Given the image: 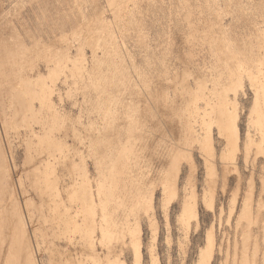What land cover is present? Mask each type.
I'll return each mask as SVG.
<instances>
[{"label": "rangeland", "instance_id": "obj_1", "mask_svg": "<svg viewBox=\"0 0 264 264\" xmlns=\"http://www.w3.org/2000/svg\"><path fill=\"white\" fill-rule=\"evenodd\" d=\"M33 1L34 0H31L30 3H32ZM35 1L32 4L29 3V0L28 2L24 1L26 3H29V5L26 3L23 5L22 3L24 2H14L11 4V6H7L6 10L8 16L6 15V18L8 20L12 18L10 22H12L11 24H13V26L10 23H6L7 20H2L0 22V29L2 28L0 30V37H2L3 39H0V50L2 51H0V53H3L4 55H0V59H2L0 61V69L2 70L5 68L4 70L7 73L10 71L8 74L4 71L3 77H5V79L6 76L7 79H9V75H11V78H13L9 80H3V78H1L2 76L0 77L3 80L0 83V92H3L2 96L0 93V109L1 106L2 109H4L1 114V117L3 118V127L1 126L2 129H0V133L2 132L1 140H3L2 143H5L4 148L6 149V151H8L9 147L10 152H8L10 153V160L12 161V163L10 162L9 165L13 166V170H16V179L20 177V183H18L17 181L19 186L17 187V183L15 181L14 188L16 187L15 191L17 197L20 194L19 198H17L18 201L22 198L21 204H19L21 210L26 211L30 207V209L28 210L31 212L27 210L28 212L26 211V214L30 216V223L33 220L32 224L37 225L36 226L30 224L32 227L29 226V228L31 229L29 236L31 239H33L31 240L33 242L31 243V246L32 244L34 246L38 245L37 247H41L40 249L43 250L41 252V250L39 249L40 253L44 254H40V261L44 262H42V264H55L59 262L66 264H79V259L81 258L83 247L86 244L85 240H80L81 236L79 233L71 232L62 234L59 226L54 227L49 222V214H51V212L47 210L46 212L44 211L46 213L45 214L43 210L41 211V209L44 208L45 210L46 207L43 206L40 209V207L38 206L41 199H48L45 194L46 190L48 192V190L51 189L50 191L55 194V186H49V184L43 185L44 183L40 182L42 184V191H44L42 194H40V192H38L36 190V187L34 186L35 180L27 176L29 165H26L25 162L26 145L31 140L34 141V138L36 136H39V134L41 136L44 133V128H41L43 127V123H40L42 119H46L47 121L44 120L45 122H48L49 125H53V128L51 129L52 131H50V139L52 140L53 137V139L57 138L56 141H54L57 142L58 140V143L61 144L60 146L63 150L62 151L57 145L58 149L56 148V150H54V154L51 153L48 154V156L45 154V156L43 155V159L45 157L44 160H48L53 165L59 168L57 172L60 178H57L55 182L59 181L60 184L61 182H68V175H70L69 173H71L73 170L74 173L72 172L71 174L73 178H76L75 180L79 181L81 183L80 185H82V182H84V185H82V187L84 186L85 188H87L90 193V204L97 214L95 215V221H98L99 217V221L95 222L98 223V228L95 233V235L97 234V236H95L96 244L98 245L99 243H105L102 245H105L107 247L108 245L110 246V249L109 247H106L107 249L105 250V252H103L102 258L100 259L101 264H137V262L133 261L135 258V255L133 254V247H136V244L134 241L130 242V240H133V234L132 232H130V230L132 229L130 227V222L133 223L134 228L137 227L136 222L138 223L139 217L141 221L138 224L143 228L144 232V258L142 264H264V142H260L262 137L260 132L261 130L259 131L258 128H254L256 125H254L255 122L254 120H252L254 116L251 115L252 119H250L251 116L249 117L248 115L251 114V107H253L254 103L253 99L251 102L249 101V98H252L251 88L254 87V85H250L247 74H243L241 80L236 83V85H233L238 90L237 94L239 98L242 89L243 91L245 90V92H247L248 96L247 102H244V100L241 102V104L244 105L245 113L241 114V117L239 119L240 122H237L240 123L238 127V141L240 150L233 151V149L231 148L232 146L229 148V146L231 145L230 142L232 134H229V136L225 137L224 135L219 134L216 130V127L214 126V129L211 132V134L213 135V155L211 151H206L204 149V146L202 149L201 144L199 145V143L197 142L194 143V146H196L197 149L194 154V164L196 167L193 164V166L191 165L192 167L189 164L187 167L190 166V169L195 167L194 169L196 170V172L194 171L193 173V169L190 174V171L186 170V176L184 175V178L186 177L185 179L188 180H183L184 182L182 181L183 185L180 186L179 197H176L175 195L172 196L173 194H170L172 192L169 189H166L168 190H165L166 192L164 191V195L160 194L161 187L158 181L160 173L157 174V168L160 163L159 160H161L162 158L161 151L163 148L161 147L162 144L160 143L161 138L158 137V135L160 136L162 134V136L164 137H168L170 135V125L168 121L172 118L170 119V117H167V119L166 117L157 115V112H155V109L152 106L156 99L161 100V102H165L167 100L165 103L169 102V100L173 101V103L175 102L176 98L173 97L177 96L178 93H180L179 91L181 90L179 87L180 85L177 86V84L181 83V85H184V83H182L183 81H180L181 79H178V81L176 79V84L174 77L177 76L176 78H179V75L181 74L187 79V86L191 91L197 90L198 88L195 79H202L203 81L206 79L204 81L206 83V86L211 87L212 79L218 80L226 78L224 77L223 73L226 74L229 66H227V63L225 64V62H223L224 60H222V62L219 61V57H221V55L224 56L226 53L229 54V52H231L230 54H233V52L235 54H240V57L241 55L244 56L243 53H246L245 55H247L248 53H259L260 55H263L264 0H126V3L124 2V0H122L123 2L120 0V3H117L119 0H115L116 2L114 0H45L43 2L42 0L41 3H43L41 5V8V3L39 2V4H36L37 2L35 3ZM75 2L76 4L74 5ZM107 2L109 4H106ZM25 5L30 9L28 8V10ZM31 5L33 6L31 7ZM35 5H37V7ZM125 5L126 7H124ZM34 6L35 9L33 8ZM42 6H44L45 8ZM76 6L78 8H76ZM95 7L97 8L95 9ZM76 10L78 11L75 12ZM75 13L76 15L77 13H80V15L78 14V16H82V19H80V17L78 16H75ZM51 15H53V17ZM60 15L61 17H64L61 18ZM113 15L116 17H114ZM70 16L73 18L70 19ZM75 17L79 21V23L75 19ZM53 18L56 20H54ZM115 18L116 20H114ZM82 20L85 21L86 24ZM92 21L93 23H91ZM5 24L7 27L5 26ZM50 24L53 28L54 26H56V30L55 28L52 29ZM97 26H100V29ZM58 27L60 30L58 29ZM71 29H73L74 31ZM94 29L96 31H99L100 33L94 31ZM194 30L196 33L194 32ZM14 31L16 33H14ZM63 31L67 32L64 33ZM222 32L223 34H220ZM57 33H63V35ZM96 33L97 35H95ZM195 34H197L196 39L194 38ZM61 37H64V40ZM4 39L8 40L5 41ZM1 40L4 43L7 42V47H11H6L7 50H11H9L8 52L6 50L7 53L5 54V46L1 44ZM14 40H17L19 42L17 43V41L15 42ZM32 40L33 42L35 40L36 41L33 43ZM81 42H83V44ZM8 43L10 44L9 46ZM89 43H91L93 46L95 44L94 48ZM16 44H19L18 46H20V48L17 47ZM1 45L4 46V49ZM83 45L84 47H81ZM79 47L81 48L79 49ZM28 48H31L32 50ZM77 49H79L81 53H79L80 51H78ZM19 50L25 51L20 52ZM73 50L76 51V53ZM188 51L190 53H187ZM39 52H44L43 55L45 58L42 57V54H40ZM75 54L77 56V59ZM27 56L28 59L26 58ZM2 57H4V59ZM222 63H224L226 66L224 64V67L223 65H220ZM5 65H8L9 67ZM76 68L78 70H76ZM219 69H221L222 72ZM218 72H221V74H219ZM173 80L175 83H173ZM10 81L14 83V86L17 85L19 89L22 88V90L20 89V92H22V94L24 92L23 98L26 100H24L26 102V106L31 103L30 106H34V109L36 111L37 109H41L40 114L37 115V118L40 117V121L38 120V123L34 121V111H31V109H28L27 107L26 108L29 110V112L28 110H26V114H23L25 115L24 117L22 116V114H17L18 117L14 114L12 107L13 105H11L9 96H7L9 94L8 92L10 85L12 87V84H8ZM26 81L32 82V86L30 87V89L29 86L31 85V83L28 84L26 83ZM171 82L173 83V85ZM262 86H258L260 91H262ZM167 87L169 88V90ZM171 87L176 88L178 91H172L173 89ZM156 88L161 89V92ZM31 91L34 92L33 94H35L36 97H34V99L30 96L32 101L30 100L31 102H28L29 100H27L26 98L29 99L30 97L25 93ZM155 92L159 93L156 95ZM163 92H167V95L169 94L168 96L171 99L167 97L168 99L163 98L164 101H162V99L159 98V95ZM173 92H177V94L174 93L176 95H173ZM231 92L232 91H229L230 96H232L233 93ZM152 95H155L154 98L157 96L159 99L157 97L156 99H154ZM161 96L162 94L160 95V97ZM177 98L178 99L176 100L178 101L175 102V106L176 109L178 106V112L179 109H183V105L180 101L181 98L178 96ZM101 102L102 104H100ZM157 102L158 101H156L155 103ZM147 103H149L148 105H150L149 107L152 110L151 111L149 108L150 112H148V114L143 113V107H146ZM168 104L169 103H167L166 107H168ZM158 105L160 106L162 105V103ZM260 105H262L261 109L262 113H264V103L260 101ZM32 112L34 115L32 114ZM151 112L157 115V117H155V115H152L153 113L151 114L152 116L149 115V113ZM179 112L181 113L182 110H180ZM232 114L234 113L232 112ZM158 117H163L165 120L163 121L164 123L160 122V120H163V118H160L158 121ZM231 118L234 119V115L231 116L230 119ZM113 120L117 123H115ZM129 120L133 121L130 122ZM134 120L136 121L135 123ZM152 120L155 122L157 120L158 124L155 125V122H152ZM250 121L253 124H250ZM5 123L7 124V127H4ZM131 123L134 124L132 125ZM136 123L138 124L135 125ZM161 124L162 126H160ZM124 125L133 127L130 128L132 129V132L134 130V134L136 132V134H141V136H143L141 138L143 141H137L138 145L136 147H141L138 149L135 148L137 157L135 156L136 158L134 160H129V162H131L130 164L133 163L136 169L134 171L133 165L128 167L127 164V167L119 166L117 168L118 170L116 169L111 171L109 168L108 157L114 152L116 153L118 150L119 153L129 152L127 147L124 146L126 145L125 141L126 139H128L129 135V131L125 130V127L123 129ZM134 125L137 129L134 127ZM157 125H159V127ZM251 125L254 126L252 127ZM196 128L197 134L200 135V137H203L204 131L200 128V126H196ZM106 129L109 130L107 131ZM256 129H258V131ZM30 131L33 134L32 136L29 135L31 134ZM4 135L7 136L5 137ZM246 136L250 139L252 138L253 141L258 143V145L260 144L261 147L256 146L257 144L254 142V144H252V147L250 145L249 149L247 148L248 150L244 149V144L246 143L244 139H246ZM3 137L7 138L5 139L6 142ZM106 139L107 141H105ZM228 142L230 143V145ZM107 143L108 145H105ZM254 145L256 146V148ZM104 146L105 148H107L106 150L104 149ZM159 148L160 150H158ZM59 149L60 151H58ZM11 150L13 152H11ZM56 151H58L59 153ZM34 154V150L31 149V155L34 156ZM12 155L14 156L12 157ZM98 160L101 163L106 164H102V166L100 163H98ZM66 162H68V164ZM211 163L214 165H212ZM43 165L44 164H42V167ZM213 166L215 169V173L213 172V174L211 175ZM69 169L71 171H69ZM132 169L133 171H129ZM137 170L139 171V173ZM109 171L110 173H108ZM114 171L119 174V176H121L125 184L129 182L131 183L136 177H138L136 178L137 180L135 179L136 182H139L142 178L141 175L145 177V175H147L148 173V177L150 178L154 174V182L156 183L158 181L156 185L159 186H156L158 202H162L160 205L159 203H157L155 217H153V219L155 218L154 221H156L157 219L156 226L159 225L157 227V229H159L157 230L158 234L155 236L156 238L153 235L154 230L150 228L151 225H148L150 223L147 222V219L150 220V222L152 220L150 219L151 211H147V209L144 210V208H134V206L131 205L135 200L131 202L130 200L132 199H128L129 196H132V193L130 192V188L126 187L127 184L126 186L120 185L118 189L116 188L117 191L120 190L119 193L116 192L115 188L114 190H112L114 184L112 182L110 183L111 176L108 175L107 177H105V175H111L112 173L116 175ZM102 172H105L104 175ZM133 172L134 174L133 176H131L130 174H132ZM192 174H194L193 177H191ZM65 176L67 179L65 178ZM79 176L83 181H81ZM130 177H132L131 180H129ZM107 178H109V180ZM103 182L106 183L104 184ZM102 184L105 186H103ZM121 186H123V189L120 188ZM106 188H108V190ZM109 190H111L112 193ZM128 190L130 193L128 192ZM124 191H127L125 192V195ZM104 192L105 194L106 192H108V195L111 197L103 194ZM182 194L183 196L187 194L186 196L188 198L186 196L183 197ZM248 195H250V197ZM189 196L192 197V199L190 200H193L192 202L194 203L193 204L190 201V204L194 205H191V207H196L197 219L195 218L194 220V218L192 217V219L188 218L190 220H187V217H189V215L185 214L183 215V217L186 216V220H184L185 218H183L182 222L181 219H179V214L181 212L179 211L181 210L179 209V199L180 197H183V200L185 198L189 199ZM109 198L112 200H110ZM186 199L185 201L189 202ZM103 201H105V203H103ZM36 202H38V205ZM129 202L131 203L129 204ZM23 203L26 204L24 205ZM135 203V206H138V201H136ZM35 205L37 206V208ZM127 205L129 206L127 207ZM130 207H132V209ZM114 208L117 211H114ZM192 209L190 208V211ZM110 210H113L114 214L111 213ZM194 211L195 210H192L191 212L193 213ZM47 212L50 213L48 214ZM127 212H129L130 215ZM123 213L125 214L123 215ZM164 213L168 218L164 217ZM119 214L123 216V219ZM47 215H49L48 218ZM115 215H119L120 217L117 216L114 220ZM105 217H107V219ZM118 217L120 218V220H123V224H121L122 220L121 222H119L120 220ZM176 217H178L181 222L177 220ZM82 218H79V222L82 221ZM125 219H127L126 222L124 221ZM100 221H102V223L104 222L103 225L106 222L107 225L105 224L103 227ZM127 221L130 222L127 224ZM167 221L169 223H167L169 226H165L167 225ZM177 221L180 222V224ZM184 222L186 224H188V222L190 223L191 226L188 225L189 230H187L185 224L184 227H186V230L182 226ZM154 223L155 222L151 223L153 224L152 228L155 227ZM195 223L198 225L196 229H194V225H196ZM108 225L110 226L108 227ZM180 225L182 227H180ZM52 226L53 228H51ZM127 226H129V230ZM166 228L168 230L170 229V232ZM167 231L171 235L168 234ZM108 232H111V235L109 234V236L112 237L110 240L111 242L108 241L110 237L106 236ZM112 232H115V234H117V236L120 238L124 233L126 242L125 240H123L124 243H121V241L115 243L114 241H117L119 238L116 235H113ZM151 233L153 234L150 235ZM245 235L249 237H246ZM114 236H116L117 239H113ZM151 236H153L152 238L156 240L154 241L152 238H150ZM151 239L153 241H151ZM71 241H73L74 243ZM108 242H110L112 245ZM132 244L135 245L132 246ZM150 245H152V247ZM125 246L126 249H124ZM149 247L151 249H148ZM149 250H153V253L150 254ZM50 252L53 253L51 254ZM105 253L108 254L106 255ZM103 255L106 256L104 257ZM41 256L43 257V259H41ZM66 257L67 259H65ZM167 259L169 261H167Z\"/></svg>", "mask_w": 264, "mask_h": 264}, {"label": "bare ground", "instance_id": "obj_2", "mask_svg": "<svg viewBox=\"0 0 264 264\" xmlns=\"http://www.w3.org/2000/svg\"><path fill=\"white\" fill-rule=\"evenodd\" d=\"M24 1H26V2H28V0H0V22L2 21V20H7V22L6 23H12V22H10V20L12 19H7L6 17L8 16L7 15V6H11V4L12 3H16V2H24ZM35 1V0H34ZM34 1L32 2V3H34ZM41 1L42 0H36L35 1V3L36 4H39V2L41 3ZM45 0H43V2H44ZM47 1V0H46ZM50 1V0H49ZM58 1V0H57ZM74 1V0H73ZM99 1V0H98ZM111 1V0H110ZM109 1V2H110ZM115 1V0H114ZM117 1V0H116ZM115 1V2H116ZM122 1V0H121ZM161 1H163V0H161ZM26 2H24V3H22L23 5L26 3ZM31 2V0H29V3ZM42 2V3H43ZM61 2V1H60ZM79 2V1H78ZM92 2V1H91ZM114 2V3H115ZM123 2V1H122ZM124 2L126 3V0H124ZM131 2V1H130ZM138 2V1H137ZM148 2V1H147ZM29 3H26V4H28L29 5ZM32 3H30V4H32ZM42 3L40 4V8H41V5H42ZM46 3V2H45ZM51 3V2H50ZM54 3V2H53ZM62 3V2H61ZM81 3V2H80ZM83 3V2H82ZM117 3H120V0L117 2ZM116 3V4H117ZM145 3V2H144ZM20 4V3H19ZM69 4H70V2H69ZM76 4V2L74 3V5ZM97 4V3H96ZM106 4H109L108 2L106 3ZM127 4H128V2H127ZM139 4V3H138ZM34 5V4H33ZM33 5H31V7L33 6ZM44 5V4H43ZM73 5V6H74ZM83 5V4H82ZM86 5V4H85ZM119 5V4H118ZM26 6V5H25ZM36 7H37V5H35ZM35 6L33 7L34 9H35ZM45 6V5H44ZM44 6H42V7H44ZM108 6V5H107ZM110 6V5H109ZM114 6V5H113ZM59 7V6H58ZM61 7V6H60ZM104 7V6H103ZM111 7V6H110ZM120 7H123V6H120ZM119 7V8H120ZM124 7H126V5L124 6ZM199 7V6H198ZM26 8L28 9L29 7H27L26 6ZM32 8V9H33ZM45 8V7H44ZM49 8V7H48ZM73 8V7H72ZM76 8H78L77 6H76ZM80 8H81V6H80ZM91 8V7H90ZM97 7H95V9H96ZM115 8V7H114ZM9 9H10V7H9ZM30 9V8H29ZM28 9V10H29ZM37 9H39V8H37ZM52 9V8H51ZM61 9V8H60ZM71 9V8H70ZM75 9V8H74ZM73 9V10H74ZM100 9V8H99ZM107 9V8H106ZM118 9V8H117ZM146 9V8H145ZM42 10V9H41ZM47 10V9H46ZM46 10H45V12H46ZM89 10V9H88ZM105 10V9H104ZM116 10V9H115ZM18 11V10H17ZM62 11V10H61ZM71 11V10H70ZM78 10H76L75 12H77ZM93 11V10H92ZM109 11H110V9H109ZM112 11H114V10H112ZM21 12V11H20ZM69 12V11H68ZM89 12V11H88ZM88 12H85V13H88ZM94 12V11H93ZM93 12H92V14H93ZM104 12V11H103ZM118 12V11H117ZM116 12V13H117ZM139 12V11H138ZM48 13V12H47ZM60 13H63V12H60ZM70 13V12H69ZM90 13V12H89ZM99 13H100V10H99ZM102 13V12H101ZM115 13V14H116ZM120 13V12H119ZM118 13V14H119ZM136 13V12H135ZM10 14H11V12H10ZM36 14V13H35ZM41 14V13H40ZM78 14L80 15V13H77V15H76V13H75V16H78ZM98 14V13H97ZM7 15V16H6ZM15 15V14H14ZM14 15H13V17H14ZM22 15V14H21ZM37 15V14H36ZM94 15H95V13H94ZM52 17H53V15H51ZM56 16V15H55ZM101 16V15H100ZM114 16V15H113ZM118 16H120V15H118ZM10 17V16H9ZM8 17V18H9ZM12 17V16H11ZM16 17V16H15ZM45 17H46V15H45ZM60 17H61V15H60ZM64 17V16H63ZM63 17H61V18H63ZM68 17V16H67ZM71 17V16H70ZM78 17H80V16H78ZM82 17V16H81ZM80 17V19H82ZM93 17V16H92ZM114 17H116V16H114ZM208 17V16H207ZM217 17V16H216ZM6 18V19H5ZM41 18V17H40ZM73 17H71L70 19H72ZM94 18V17H93ZM120 18V17H119ZM127 18V17H126ZM215 18V17H214ZM34 19V18H33ZM32 19V20H33ZM36 19V18H35ZM42 19V18H41ZM50 19V18H49ZM54 19V18H53ZM75 19H76V17H75ZM88 19V18H87ZM86 19V20H87ZM91 19V18H90ZM99 19V18H98ZM105 19V18H104ZM54 20H56V19H54ZM77 20V19H76ZM102 20V19H101ZM114 20H116V18L114 19ZM120 20V19H119ZM14 21V20H13ZM35 21V20H34ZM41 21V20H40ZM45 21V20H44ZM50 21V20H49ZM78 21V20H77ZM81 21V20H80ZM83 21V20H82ZM100 21V20H99ZM133 21V20H132ZM188 21V20H187ZM83 22H85V21H83ZM83 22H82V24H83ZM111 22V21H110ZM78 23H79V21H78ZM81 23V22H80ZM91 23H93V21L91 22ZM98 23V22H97ZM2 24H3V22H2ZM1 24V25H2ZM16 24V23H15ZM29 24V23H28ZM35 24V23H34ZM37 24V23H36ZM44 24V23H43ZM64 24V23H63ZM66 24V23H65ZM68 24V23H67ZM85 24H86V22H85ZM84 24V25H85ZM88 24H90V23H88ZM105 24V23H104ZM128 24V23H127ZM12 26H13V24H11ZM56 25V24H55ZM61 25V24H60ZM74 25H75V23H74ZM100 25V24H99ZM191 25V24H190ZM5 26H6V24H5ZM21 26V25H20ZM44 26V25H43ZM48 26V25H47ZM50 26H51V24H50ZM63 26V25H62ZM82 26V25H81ZM7 27V26H6ZM26 27V26H25ZM31 27V26H30ZM52 27V26H51ZM56 26H54V28H55ZM84 27V26H83ZM98 27V26H97ZM100 27V26H99ZM98 27V28H99ZM220 27V26H219ZM53 27H52V29H54ZM66 28V27H65ZM71 28H73V27H71ZM80 28V27H79ZM82 28V27H81ZM104 28V27H103ZM2 29V28H1ZM0 29V30H1ZM21 29V28H20ZM23 29V28H22ZM58 29H59V27H58ZM90 29V28H89ZM100 29V28H99ZM221 29V28H220ZM55 30H56V28H55ZM60 30V29H59ZM71 30H73V29H71ZM76 30H77V28H76ZM86 30V29H85ZM251 30V29H250ZM3 31V30H2ZM5 31V30H4ZM20 31V30H19ZM51 31V30H50ZM74 31V30H73ZM82 31V30H81ZM94 31H96L95 29H94ZM94 31H92V32H94ZM220 31V30H219ZM223 31V30H222ZM25 32V31H24ZM23 32V33H24ZM30 32V31H29ZM53 32H55V31H53ZM56 32H58V31H56ZM64 32V31H63ZM65 32H67V31H65ZM64 32V33H65ZM72 32V31H71ZM78 32V31H77ZM96 32H99V31H96ZM106 32V31H105ZM115 32V31H114ZM194 32H195V30H194ZM256 32V31H255ZM5 33V32H4ZM14 33H16L15 31H14ZM36 33V32H35ZM89 33V32H88ZM100 33V32H99ZM196 33V32H195ZM227 33V32H226ZM252 33V32H251ZM9 34V33H8ZM22 34V33H21ZM33 34V33H32ZM57 34H60V33H57ZM56 34V35H57ZM62 35H63V33H61ZM60 34V35H61ZM75 34V33H74ZM109 34V33H108ZM192 34V33H191ZM220 34H223V32L222 33H220ZM224 34H225V32H224ZM228 34V33H227ZM233 34V33H232ZM256 34V33H255ZM1 35V34H0ZM19 35V34H18ZM23 35V34H22ZM21 35V36H22ZM29 35V34H28ZM31 35V34H30ZM70 35V34H69ZM77 35V34H76ZM83 35V34H82ZM95 35H97V33L95 34ZM99 35V34H98ZM102 35V34H101ZM193 35H194V33H193ZM252 35H254V34H252ZM31 36H33V35H31ZM42 36V35H41ZM59 36V35H58ZM65 36V35H64ZM79 36V35H78ZM93 36V35H92ZM251 36V35H250ZM257 36V35H256ZM34 37V36H33ZM71 37H73V36H71ZM96 37V36H95ZM3 38H5V37H3ZM21 38V37H20ZM32 38V37H31ZM62 38V37H61ZM64 38V37H63ZM62 38V39H63ZM99 38V37H98ZM194 38L196 39L197 38V34H195V36H194ZM218 38V37H217ZM0 39H2V37H0ZM16 39V38H15ZM17 39H18V36H17ZM59 39V38H58ZM72 39V38H71ZM78 39V38H77ZM89 39V38H88ZM199 39V38H198ZM3 40V39H2ZM2 40H1V44H3L4 46H5V51L3 50L4 49V46L3 45H1V46H3V51H4V54L5 53H7L9 50H11V49H8L7 50V48H11V47H7L6 45V43H4V42H2ZM5 40V39H4ZM8 40V39H7ZM7 40H5V41H7ZM21 40V39H20ZM45 40V39H44ZM51 40V39H50ZM52 40H53V38H52ZM64 40V39H63ZM74 40V39H73ZM94 40H96V39H94ZM94 40H93V43H94ZM100 40H101V38H100ZM15 42L17 41V40H14ZM36 41V40H35ZM34 41V42H35ZM66 41V40H65ZM76 41V40H75ZM84 41V40H83ZM88 41V40H87ZM98 41V40H97ZM187 41V40H186ZM199 41V40H198ZM217 41H218V39H217ZM11 42V41H10ZM9 42V43H10ZM19 41H17V43H18ZM32 42H33V40H32ZM33 42V43H34ZM59 42H60V40H59ZM63 42V41H62ZM86 42V41H85ZM91 42H92V40H91ZM238 42V41H237ZM8 43V46L10 45ZM28 43V42H27ZM29 43H31V42H29ZM37 43H38V41H37ZM57 43V42H56ZM82 44H83V42H81ZM196 43V42H195ZM213 43V42H212ZM219 43V42H218ZM250 43V42H249ZM13 44V43H12ZM11 44V45H12ZM21 44V43H20ZM67 44V43H66ZM72 44V43H71ZM89 44H91V43H89ZM214 44V43H213ZM243 44V43H242ZM17 45V44H16ZM19 45V44H18ZM17 45V47H19L20 48V46H18ZM22 45H24V44H22ZM22 45H21V47H22ZM59 45V44H58ZM74 45V44H73ZM92 45V44H91ZM32 46V45H31ZM48 46V45H47ZM54 46V45H53ZM87 46V45H86ZM93 46V45H92ZM94 46H95V44H94ZM94 46H93V48H94ZM216 46V45H215ZM245 46V45H244ZM254 46V45H253ZM7 47V48H6ZM45 47V46H44ZM57 47V46H56ZM66 47V46H65ZM81 47H84V45L83 46H81ZM81 47H79V49L81 48ZM220 47V46H219ZM223 47H224V45H223ZM25 48V47H24ZM33 48V47H32ZM59 48V47H58ZM77 48V47H76ZM92 48V49H93ZM103 48V47H102ZM210 48V47H209ZM22 49V48H21ZM28 49H31V48H28ZM46 49V48H45ZM79 49H77L78 51H80ZM199 49V48H198ZM6 50H7V52H6ZM14 50H16V49H14ZM32 50V49H31ZM62 50H63V48H62ZM69 50V49H68ZM1 51V50H0ZM20 51V50H19ZM24 52L25 50H21L20 52ZM65 51V50H64ZM74 51V50H73ZM91 51H93V50H91ZM2 52V51H1ZM19 52V53H20ZM32 52V51H31ZM75 53H76V51H74ZM198 52V51H197ZM227 52V51H226ZM245 52V51H244ZM259 52V51H258ZM36 53H37V51H36ZM40 54H42V57H44V55H43V53H41V52H39ZM49 53V52H48ZM79 53H81V51L79 52ZM187 53H190L189 51L187 52ZM224 53V52H223ZM231 52H229V54L228 53H226L224 56H222L221 55V57H219V61H221L222 62V60H224L223 62H225V64L227 63V66H229V68L227 69V71H226V74L225 73H223L224 74V77H226V78H222V79H218V80H211L212 81V86L211 87H207L206 86V83L201 79V80H199V79H195V81L197 82V85H198V88H197V90H190L189 88H188V86H187V79L182 75H179V78H176V77H174L175 78V81H176V79H177V81H178V79H181L180 81L182 82V83H184V85L182 86L181 85V83L180 84H177V81H176V84H177V86H179L180 87V93H178V97H180L179 99H180V101L182 102V105H183V109H179V111L180 110H182V112L180 113L179 111V113L177 112V110H178V106H177V109H176V106H175V102L176 101H178V100H176V99H178L177 98V96H175V97H173V98H176L175 99V102L173 103V101H171V100H169V102H167V103H169L168 104V107H166L167 106V103H165V102H161V100H157L156 99V97L154 98V96H153V98L154 99H156L155 100V102L156 101H158L157 103L158 104H160V103H162V105H158L157 103H155L154 102V104H156V105H152L151 103V105L153 106V108L155 109V112H157L156 114L157 115H160V116H163V117H170V119L171 120H169L168 121V123H169V125H170V135L168 136V137H164V136H162V134L159 136L158 135V137H160L161 138V140H160V143L162 144L161 145V147L163 148L162 149V158H161V160H159L160 161V163H159V165H158V168H157V174L158 173H160L159 175H160V177H159V179H158V181H159V183H160V187H161V192H160V194H162V195H164L163 193H164V191L166 190V189H169V190H171V192L172 193H170L172 196H176V197H179V189H180V186L181 185H183L182 184V181L183 180H188V179H185L184 178V175H185V172H186V170H189L190 171V174H191V171L196 167L195 166V157H194V154H195V152L197 151V149H196V146H194V143L195 142H197V143H199V145L201 144V146H202V149H203V146H204V149L207 151V150H209V151H211V153H212V155H213V152H214V147H213V135L211 134V132L213 131V127L215 126L216 127V130H217V132L219 133V134H222V135H224L225 137L226 136H229V134H232V138H231V145H230V143H229V148L231 147L232 149H233V151H238V150H240L239 149V124L240 123H237V122H240L239 121V119H240V117H241V114H243V113H245V110H244V105L243 104H241V102L244 100V102L246 101H248V96H247V92H245V90L243 91V89H242V92H241V95H240V98H239V96H238V94H237V88L235 87V86H233V85H236V83H238L240 80H241V77L243 76V74H247V76H248V78H249V83H250V85L252 86V85H254V87H252L251 89H252V91H251V96H252V98L250 97L249 98V101L251 102L252 101V99H253V101H254V103H253V107H251V109H252V111H250L251 112V114H248L249 115V117L251 116V115H253L254 116V118L252 119V116L250 117V119H252V120H254V125H255V127L254 128H258L259 129V131L261 132V135H262V137H261V141L260 142H264V113H262V105H260V101L261 102H263L264 103V54L263 55H260L259 53L258 54H256V53H251V54H249L248 52V54L247 55H245L244 53H243V55L244 56H242L241 55V57H240V54H235L234 52H233V54H230ZM241 53V52H240ZM9 54V53H8ZM52 54V53H51ZM56 54V53H55ZM185 54V53H184ZM0 55H3V53L1 54L0 53ZM21 55V54H20ZM48 55V54H47ZM58 55V54H57ZM188 55H190V54H188ZM4 56V55H3ZM10 56V55H9ZM32 56V55H31ZM75 56H76V54H75ZM74 56V57H75ZM186 56V55H185ZM191 56H192V54H191ZM54 57V56H53ZM81 57V56H80ZM183 57V56H182ZM3 59H4V57H2ZM22 58V57H21ZM27 59H28V56L26 57ZM45 58V57H44ZM79 58V57H78ZM187 58V57H186ZM5 59H6V57H5ZM12 59V58H11ZM20 59V58H19ZM46 59H47V57H46ZM52 59V58H51ZM76 59H77V56H76ZM183 59V58H182ZM2 59H0V61H1ZM14 60V59H13ZM54 61H55V58H54ZM78 61V60H77ZM76 61V62H77ZM80 61V60H79ZM3 62H4V60H3ZM10 62V61H9ZM220 62V63H221ZM6 63V62H5ZM4 63V64H5ZM18 63H19V61H18ZM79 63V62H78ZM77 63V64H78ZM23 64V63H22ZM55 64V63H54ZM224 63H222V64H220V65H223ZM224 64V65H225ZM12 65V64H11ZM14 65V64H13ZM45 65V64H44ZM224 65H223V67H224ZM5 66H8V65H5ZM26 66H27V64H26ZM46 66V65H45ZM56 66V65H55ZM77 66V65H76ZM80 66V65H79ZM78 66V67H79ZM97 66V65H96ZM226 66V65H225ZM2 67V66H1ZM9 67V66H8ZM11 67V66H10ZM29 67H31V66H29ZM43 67V66H42ZM67 67V66H66ZM77 67V68H78ZM81 67H83V66H81ZM85 67V66H84ZM3 68V67H2ZM16 68H17V65H16ZM21 68V67H20ZM55 68V67H54ZM76 68V70H78ZM5 69V68H4ZM4 69H2L3 70V73H2V70L0 69V77L1 78H3V80H6L7 79V76H6V79H5V77H3L4 75ZM36 69V68H35ZM80 69V68H79ZM82 70V69H81ZM220 71H221V69H219ZM218 70V71H219ZM41 71V70H40ZM202 71V70H201ZM6 72V71H5ZM10 72V71H9ZM8 72V73H9ZM15 72V71H14ZM13 72V73H14ZM222 72V71H221ZM221 72H218L219 74H221ZM224 72V71H223ZM7 73V72H6ZM7 73V74H8ZM18 73V72H17ZM217 73V74H218ZM6 74V75H7ZM19 75V74H18ZM175 75V74H174ZM176 75H178V74H176ZM225 75H227V76H225ZM10 77H8L9 79H13V78H11V75H9ZM20 76V75H19ZM210 76V75H209ZM181 77H184V78H181ZM207 77V76H206ZM0 78V83H1V81H3L2 79ZM173 78V77H172ZM195 78V77H194ZM9 79H7V80H9ZM25 79H27V78H25ZM30 79V78H29ZM14 80H15V78H14ZM24 80V79H23ZM23 80H21V81H23ZM220 80V81H219ZM25 81V80H24ZM171 81V80H170ZM179 81V82H180ZM208 81V80H207ZM219 81V82H218ZM11 82V83H10ZM8 84H12V87H11V85H10V88H9V94L7 95V96H9V99H10V103H11V105H13L12 107H13V112H14V114L15 115H21L22 114V116L24 117L25 115H23L24 113L26 114V110H28V109H31V111L33 110L34 111V114H33V112H32V114L35 116H32V117H34L33 119H34V121L35 122H37L38 123V120H39V118L40 117H38L37 118V115H39L40 114V111H41V109L40 110H38L37 109V111L34 109V106H30V104L28 105V106H26V100L23 98V94H24V92H23V94H22V92H20V89L22 90V88H20L19 89V87H17V85H13L14 83H12V81H10ZM23 83V82H22ZM26 83H28V84H30L31 83V85L29 86V89H30V87L32 86V82H30V81H26ZM26 83H24V84H26ZM172 83V82H171ZM173 83H175L174 82V80H173ZM173 83H172V85H173ZM211 83V82H210ZM15 84H17V83H15ZM28 84H26V85H28ZM263 85L262 86V88H261V90L262 91H260L259 90V85ZM39 85H40V83H39ZM154 85H156V84H154ZM162 85V84H161ZM160 85V86H161ZM9 87V86H8ZM23 87V86H22ZM157 87H159V86H157ZM175 87H176V85H175ZM5 88V87H4ZM39 88H40V86H39ZM163 88V87H162ZM168 88V87H167ZM166 88V89H167ZM173 90L172 91H178L176 88H174V87H171ZM242 88V87H241ZM24 89H26V88H24ZM155 89V88H154ZM157 90H161V89H158V88H156ZM165 89V88H164ZM179 89V88H178ZM0 90H1V88H0ZM42 90H43V88H42ZM41 90V91H42ZM97 90V89H96ZM157 90H156V92H157ZM168 90H169V88H168ZM206 90H207V92H206ZM7 91H8V89H7ZM99 91V90H98ZM163 91V90H162ZM229 91H232L231 93H232V96H230V93H229ZM155 92V94L157 95L158 93H156ZM161 92V91H160ZM168 92V91H167ZM167 92H163V93H161L162 94V96L160 97V95H159V98H161L162 99V101H164L163 100V98L165 99V98H169V94L167 95ZM1 93V96H2V94H3V92L1 91L0 92ZM34 92H28V93H25V94H27L29 97L31 96L32 98H34V97H36V95L35 94H33ZM166 93V94H165ZM174 93H176L177 94V92H173V95H176V94H174ZM179 94H180V96H179ZM149 95V94H148ZM26 96V95H25ZM97 96H99V95H97ZM151 96V97H152ZM31 97L28 99V98H26L27 100H29L28 102H31L32 100H31ZM43 97V96H42ZM102 97V96H101ZM41 98V97H40ZM100 98V97H99ZM99 98H96V99H99ZM147 98V97H146ZM158 98V97H157ZM158 98V99H159ZM167 98V99H168ZM172 98V99H173ZM35 99V98H34ZM153 99V100H154ZM169 99H171V98H169ZM25 100V101H24ZM31 100V101H30ZM174 100V99H173ZM159 101H160V103H159ZM171 101V102H170ZM27 102V103H28ZM201 102V103H200ZM1 103V102H0ZM3 103V102H2ZM166 105H165V104ZM180 103V102H179ZM100 104H102V102L100 103ZM149 103H147V105H146V107H143V113H147L148 114V112H150V110H151V108L149 107L150 105H148ZM178 104V103H177ZM176 104V105H177ZM2 105V104H1ZM181 105V104H180ZM181 105V106H182ZM144 106V105H143ZM162 106V107H161ZM249 106H250V104H249ZM251 106H252V104H251ZM28 109H27V108ZM149 108H150V110H149ZM152 108V109H153ZM180 108V107H179ZM250 108V107H249ZM249 108H248V110H249ZM108 110V109H107ZM4 111V109H2V106H1V109H0V129H2L1 128V126L3 127V125H2V117H1V114H2V112ZM31 111H30V113H31ZM152 111V110H151ZM264 111V110H263ZM28 112H29V110H28ZM232 112L234 113V114H232ZM42 113V112H41ZM153 112H151V113H149V115H151ZM18 115H17V117H18ZM29 115H31V114H29ZM152 115H155L154 113L152 114ZM151 115V116H152ZM157 115H155V117H157ZM234 115V119L233 118H231L230 119V117L231 116H233ZM247 115V114H246ZM31 117V116H30ZM155 117H154V119H155ZM163 117H158L157 119H158V121H159V119L160 118H163ZM176 117V118H175ZM248 117V118H249ZM129 118V117H128ZM167 118V119H168ZM42 119V118H41ZM104 119V118H103ZM131 119V118H130ZM250 119H248V120H250ZM45 121H47L46 119H44ZM43 119L41 120V124L43 123V127H41L42 129L44 128V135L42 134L41 136H40V134H39V136H36V135H34V136H36L34 139V141L33 140H31L27 145H26V151H25V162H26V165L28 164L29 166V170H28V175L27 176H29V177H31V178H33L34 180H35V183H34V186L36 187V190L38 191V192H40V194H42L44 191H42V188H41V183L40 182H43L44 184L43 185H45V184H49V186H55V194H53L50 190L51 189H49L48 190V192H47V190H46V188H45V194H46V196L48 197V199H41L40 200V202H39V205H38V202H36L37 203V205L40 207V209H41V207H46V208H48V209H46L45 208V210H44V208L43 209H41V211L43 210V212L45 211H50L51 212V214H49L48 212V214L50 215V220H49V222L55 227V226H59V228H60V231H61V233L62 234H64V233H71V232H76V233H79L80 234V236H81V239H80V237H79V239L80 240H82V241H84L85 240V245H84V247H83V252H82V255H81V258L79 259L80 261H79V264H101V262H100V259L102 258V254H103V252H105V250L109 247V249H110V246L108 245V247L107 246H105V245H102V244H105V243H102V244H100L99 243V241H98V245L96 244V238H95V236H97V234L95 235V233H96V231H97V228H98V223H95L96 221H95V215H97L96 213H95V210H94V208L92 207V205L90 204V197H89V191L87 190V188H85L84 186L82 187V185H84L83 183L84 182H82V185H80L81 183L79 182V181H76L74 178H73V176L71 175L72 174V172H73V170H72V172L71 173H69L70 175H68L69 176V181L68 182H61V184H60V182L59 181H57V182H55L56 180H57V178H60L59 176H58V170H59V168L57 167V166H55V165H53L51 162H49L48 160H44L45 159V157H44V159H43V155L45 154V155H47L48 156V154H51V153H53L54 152V150H56V148L58 149V146L60 147V149L62 150V148H61V144H59L58 143V140H57V142H55L56 141V139L57 138H55V139H53L52 138V140L50 139L51 138V135H50V131H52L51 129L53 128V125H49L48 124V122H45ZM111 120V119H110ZM115 120V119H114ZM113 120V121H114ZM234 120V121H233ZM40 121V120H39ZM112 121V122H113ZM118 121V120H117ZM126 121V120H125ZM130 121V120H129ZM133 121V120H132ZM132 121H130V122H132ZM158 121L156 120V122L155 121H153L152 120V122H155V125L156 124H158ZM163 121H165L164 120V118H163V120L161 119L160 120V122L162 123ZM105 122V121H104ZM109 122V121H108ZM111 122V121H110ZM115 123H117L116 121H114ZM121 122V121H120ZM127 122H128V120H127ZM129 122V123H130ZM136 121L134 120V123H135ZM234 122V123H233ZM251 122V121H250ZM39 123V124H40ZM134 123H131L132 125L134 124ZM164 123V122H163ZM248 123H249V121H248ZM40 124V125H41ZM114 124V123H113ZM138 123H136L135 125H137ZM160 124V123H159ZM250 124H253L252 122L250 123ZM7 124L5 123V125H4V127H7L6 126ZM130 125V124H129ZM135 125H134V127H135ZM253 125V126H254ZM122 126V125H121ZM158 127H159V125H157ZM160 126H162V124L160 125ZM166 126V125H165ZM196 126H200V128L204 131V134H203V137H200V135H198L197 134V128H196ZM252 126V125H251ZM252 126V127H253ZM257 126V127H256ZM124 127H125V130H128L129 131V135H128V139H126V141H125V144L126 145H124V146H126L127 147V149L129 150V152H114L112 155H108L109 157V168H110V170L112 171V170H116L119 166H126L127 167V164H128V167L129 166H132L133 165V163L132 164H130L131 162H129V160H134L137 156V152H135V148H137L136 146L138 145V143H137V141L138 140H140V142L141 141H143L141 138L143 137V136H141V134H136V132H135V134L133 133L134 132V130H133V132H132V129L131 128H133V127H129V126H123V129H124ZM157 127V128H158ZM136 128V127H135ZM137 129V128H136ZM136 129H135V131H136ZM258 129H256L257 131H258ZM31 130V129H30ZM107 131L109 130V129H106ZM161 130V129H160ZM104 131V130H103ZM247 132H248V129H247ZM2 133V132H1ZM1 133H0V264H42V262L40 261V254H42V253H40V248H38L36 245L34 246L33 244H32V246H31V243H33L31 240H33V239H31L30 238V236H29V233H30V228H29V226H31V225H36V224H32V222H33V220H32V222L30 223V219H29V215L28 214H26V211L28 210V209H30V207L27 209V208H25V209H27L26 211H22L21 210V207H20V205L19 204H21V199L18 201V199L17 198H19V196H20V194L18 195V197H17V195H16V191H15V188H14V182L16 181V183H17V181H18V183H20L19 182V178L20 177H18V179H16L17 178V174H16V170H13V166H11V165H9V163L11 162L12 163V161L10 160V151H9V147H8V151H6V149L4 148V142L2 143V141L3 140H1L2 138H1ZM4 133V132H3ZM30 133H31V131H30ZM102 133V132H101ZM105 133V132H104ZM5 134V133H4ZM37 134V133H36ZM260 134V133H259ZM29 135H33L32 133L31 134H29ZM5 136V135H4ZM7 136V135H6ZM5 136V137H6ZM107 136V135H106ZM4 138V137H3ZM5 139H7V138H4V140ZM55 140V141H54ZM145 140V139H144ZM245 141H246V143L244 144L245 145V147H244V149H246V150H248L249 149V147H250V145H251V147H252V144H254V142L255 141H253V139L251 138H249V137H247L246 136V139H244ZM105 141H107V139L105 140ZM104 141V142H105ZM244 141V142H245ZM5 142H6V140H5ZM102 142V141H101ZM117 142V141H116ZM8 143V142H7ZM159 143V144H160ZM227 143V144H228ZM256 143V142H255ZM97 144V143H96ZM119 144V143H118ZM158 144V145H159ZM257 145L256 146H260V144L258 145V143H256ZM58 145V146H57ZM99 145V144H98ZM105 145H108V143L107 144H105ZM6 146V145H5ZM9 146V145H8ZM255 146V145H254ZM256 146H255V148H256ZM63 147V146H62ZM101 147H103V146H101ZM160 147V148H161ZM228 147V146H227ZM261 147V146H260ZM260 147H257V148H260ZM138 148H141V147H138ZM137 148V149H138ZM160 148L158 149V150H160ZM201 148V147H200ZM248 148V149H247ZM31 149L32 150H34V152H35V154H34V156L33 155H31ZM60 149L58 150V151H60ZM102 149V148H101ZM104 149L106 150L107 148H105V146H104ZM103 149V150H104ZM123 149V148H122ZM98 150V149H97ZM96 150V151H97ZM120 150H121V147H120ZM151 150V149H150ZM153 150V149H152ZM260 150V149H259ZM58 151H56V152H58ZM63 151V150H62ZM101 151V150H100ZM11 152H13L12 150H11ZM110 152V151H109ZM113 152V151H112ZM59 153V152H58ZM61 153V152H60ZM221 153V152H220ZM54 154V153H53ZM98 154V153H97ZM104 154H105V152H104ZM110 154V153H109ZM210 154V153H209ZM44 155V156H45ZM106 155H107V153H106ZM14 155H12V157H13ZM52 156V155H51ZM136 156V157H135ZM67 157V156H66ZM107 157V156H106ZM58 158V157H57ZM107 158V159H108ZM12 159V158H11ZM16 159V158H15ZM14 159V160H15ZM59 159V158H58ZM62 159V158H61ZM57 160V159H56ZM16 161V160H15ZM66 161H67V159H66ZM99 161V160H98ZM45 162V163H44ZM60 162V161H59ZM132 162H134V161H132ZM212 162H213V160H212ZM61 163V162H60ZM59 163V164H60ZM65 163V162H64ZM67 164H68V162H66ZM98 163H100L101 165L103 164H106V163H101L100 161L98 162ZM42 164H44L43 165V167H42ZM66 164V165H67ZM71 164V163H70ZM135 164V163H134ZM188 164L191 166L192 164L195 166V167H193L192 169H190L191 167L189 166V167H187L188 166ZM212 164V163H211ZM13 165V164H12ZM73 165V164H72ZM102 165V166H103ZM212 165H214V164H212ZM10 166H11V168H10ZM16 166V165H15ZM71 166V165H70ZM101 166V167H102ZM136 166V165H135ZM18 167V166H17ZM75 167V166H74ZM106 167V166H105ZM126 167H125V169H126ZM133 167H134V165H133ZM132 167V168H133ZM188 169H187V168ZM67 168H68V166H67ZM14 169H15V167H14ZM64 169H66V168H64ZM63 169V170H64ZM105 169V168H104ZM130 169H131V167H130ZM135 167H134V171H135ZM213 169H214V166H213ZM212 169V173H211V175L213 174V172L215 173V169L213 170ZM118 170V169H117ZM69 171H71L70 169H69ZM69 171H66V172H69ZM103 171V170H102ZM129 171H133V169L132 170H129ZM128 171V172H129ZM138 171V170H137ZM137 171H136V174H137ZM194 171L196 172V170L194 169L192 172L194 173ZM64 172V171H63ZM86 172V171H85ZM100 172V171H99ZM115 172V171H114ZM127 172V171H126ZM18 173V172H17ZM65 173V172H64ZM74 173V172H73ZM103 173V175H104V173L105 172H102ZM108 173H110V171L108 172ZM116 173V172H115ZM138 173H139V171H138ZM16 174V175H15ZM60 174V173H59ZM89 174V173H88ZM107 174V173H106ZM133 174H134V172L132 173V174H130L131 176H133ZM149 174H151V173H149ZM61 175H62V173H61ZM65 175V174H64ZM75 175V174H74ZM87 175V174H86ZM111 176L110 177V183L112 182L113 184H114V187H113V189L112 190H114V188H115V190H116V188L118 189V187L120 186V185H125L126 186V184H127V186L126 187H129L130 188V192L132 193L131 195L132 196H129V190H128V196L129 197H131V198H129L128 197V199H132V200H130L131 202L132 201H134V203H132L131 205H133L134 206V208L135 207H137V208H144V210L145 209H147V211L149 210V211H151V213H150V215H151V217L150 216H148V217H150V219H152L151 220V222H150V220H148L147 219V222L148 223H150V224H148V225H151L150 226V228L151 229H153L154 230V234L153 233H151L150 235H154V237L158 234V229H157V227L159 226V225H157L156 226V224H157V219H156V221H154V219H153V217H155V213H156V206H157V203H159L158 202V197H157V192H156V186L157 187H159L158 185H156V183L158 182H154L155 181V179H154V174L149 178L148 177V173H147V175H145V177H143V175H141L142 176V178H141V180L139 181V182H136V178H138V177H136L131 183L129 182V183H124V181H123V179L121 178V176H119V174H117L116 173V175H114L113 173L110 175V174H107V175H105V177H107V176ZM113 175V176H112ZM139 175V174H138ZM189 175V174H188ZM193 175L194 174H192V176L191 177H193ZM67 176V175H66ZM66 176H65V178H66ZM67 176V177H68ZM150 176V175H149ZM186 176V175H185ZM190 176V175H189ZM196 176V175H195ZM194 176V177H195ZM76 177V176H75ZM80 177V176H79ZM105 177H104V179H105ZM157 177V176H156ZM30 178V179H31ZM63 178V177H62ZM102 178H103V176H102ZM129 178V177H128ZM131 178L132 177H130V179L129 180H131ZM139 178H140V176H139ZM184 178V179H183ZM187 178H188V176H187ZM67 179V178H66ZM80 179H81V181H83L82 180V178L80 177ZM79 179V180H80ZM108 180H109V178H107ZM189 179H191V178H189ZM62 180V179H61ZM107 180V181H108ZM64 181V180H63ZM103 181V180H102ZM77 182H79V183H77ZM109 182V181H108ZM184 182V181H183ZM18 183L16 184L17 185V187L19 186L18 185ZM104 183V182H103ZM106 183V182H105ZM104 183V184H105ZM103 185V184H102ZM109 185V184H108ZM103 186H105V185H103ZM102 186V187H103ZM48 187V186H47ZM21 188V187H20ZM53 188V187H52ZM120 188H122L123 189V186H121ZM182 188V187H181ZM186 188V187H185ZM48 189V188H47ZM103 189V188H102ZM104 189H105V187H104ZM107 190H108V188H106ZM158 189H160V188H158ZM53 191V190H52ZM98 191V190H97ZM110 192H111V190H109ZM120 191V190H119ZM119 191H117L116 190V192H118L119 193ZM166 191H168V190H166ZM165 191V192H166ZM114 192V191H113ZM123 192V191H122ZM125 192H127V191H124V195H125ZM49 193V194H48ZM112 193V192H111ZM115 193V192H114ZM113 193V194H114ZM117 193V194H118ZM18 194V193H17ZM103 194H105V192L103 193ZM110 194V193H109ZM123 194V193H122ZM168 194V193H167ZM39 195V194H38ZM52 196V197H50V196ZM105 195H108V192H106V194ZM161 195V196H162ZM187 195V194H186ZM186 195H184V196H186ZM21 196H22V194H21ZM43 196V195H42ZM64 196H65V198H64ZM109 196V195H108ZM117 196H121V195H117ZM116 196V197H117ZM160 196V195H159ZM182 196H183V194H182ZM183 196V197H184ZM249 197H250V195H248ZM109 197H111V196H109ZM165 197V196H164ZM183 197H180V199H179V209H181V210H179V211H181L180 212V214H179V219H181V221L183 220V218H185V217H183V215H185V214H187V215H189V217H187V220H190V219H188V218H191L192 219V217L194 218V220H195V218H196V207H191V205H193L194 203L190 200V199H192V197H190L189 199H186V200H188L189 202H187V201H185V199L183 200L182 198ZM187 197V196H186ZM28 198V197H27ZM106 198H108V197H106ZM114 198V197H113ZM124 198V197H123ZM160 198H162V197H160ZM172 198V197H171ZM188 198V197H187ZM110 199V198H109ZM173 199V198H172ZM25 200V199H24ZM105 200V199H104ZM110 200H112V199H110ZM159 200H162V199H159ZM165 200V199H164ZM170 200V199H169ZM194 200H195V198H194ZM36 201V200H35ZM129 201V200H128ZM136 201H138V203H137V205L138 206H135V202ZM193 203V204H190L191 202ZM20 202V203H19ZM22 202H23V200H22ZM108 202H109V200H108ZM112 202V201H111ZM131 202H129V204L131 203ZM187 202V203H186ZM35 203V204H36ZM103 203H105V201H103ZM107 203V202H106ZM162 202H160L159 203V205L161 204ZM184 203H185V205H184ZM24 204V203H23ZM26 204V203H25ZM24 204V205H25ZM166 204V203H165ZM114 205V204H113ZM169 205V204H168ZM31 206V205H30ZM36 206V205H35ZM103 206V205H102ZM105 206V205H104ZM126 206V205H125ZM129 205H127V207H128ZM165 206V205H164ZM194 206V205H193ZM28 207V206H27ZM33 207V206H32ZM31 207V208H32ZM113 207V206H112ZM36 208H37V206H36ZM105 208V207H104ZM103 208V209H104ZM109 208V207H108ZM108 208H107V210H108ZM111 208V207H110ZM131 209H132V207H130ZM161 208V207H160ZM164 208V207H163ZM162 208V209H163ZM190 208L192 209V210H195L193 213L190 211ZM195 208V209H194ZM33 209V208H32ZM40 209H38V210H40ZM37 210V209H36ZM116 209L114 208V211H115ZM29 211V210H28ZM27 211V212H28ZM33 211V210H32ZM40 211V212H41ZM104 211V210H103ZM113 211V210H112ZM111 210H110V212L111 213H113L114 214V211L112 212ZM117 211V210H116ZM23 212V213H22ZM29 212H31V211H29ZM42 212V213H43ZM44 212V213H45ZM167 212V211H166ZM105 213V212H104ZM118 213V212H117ZM128 214H129V212H127ZM46 214V213H45ZM85 214V215H84ZM125 213H123V215H124ZM165 214V213H164ZM168 214V213H167ZM49 215H47V218H48V216ZM104 215V214H103ZM120 215V214H119ZM119 215H117V216H119ZM130 215V214H129ZM163 215V214H162ZM101 216V215H100ZM116 215L114 216V220L116 219L115 217H117ZM120 216H122V215H120ZM119 216V217H120ZM127 216V215H126ZM147 216V215H146ZM38 217V216H37ZM83 217V218H82ZM118 217V218H119ZM129 217V216H128ZM164 217H167L166 216V214H165V216ZM79 218L81 219L82 218V221L81 222H79ZM106 219H107V217H105ZM117 218V219H118ZM126 218V217H125ZM130 218V217H129ZM129 218H127V219H129ZM168 218V217H167ZM177 218V220H179L178 219V217H176ZM37 219V218H36ZM97 219V218H96ZM122 219H123V216H122ZM121 219V220H122ZM127 219H125L124 221L126 222V220ZM197 219V218H196ZM102 220H103V218H102ZM105 220V219H104ZM119 220H120V218H119ZM121 220L119 221V222H121ZM131 220V219H130ZM184 220H186V218L184 219ZM98 221H99V217H98ZM97 221V222H98ZM136 221H137V219H136ZM140 221H141V219H140V217L138 218V223H140ZM180 221V220H179ZM180 221V222H181ZM39 222V221H38ZM45 222V221H44ZM101 223H102V221H100ZM130 222V221H129ZM128 221H127V224L129 223ZM134 222V221H133ZM153 222H155L154 223V228H152V226H153V224H151V223H153ZM178 222V221H177ZM180 222H178L179 224H180ZM183 222V221H182ZM42 223V222H41ZM100 223V224H101ZM104 223V222H103ZM103 223L101 224V225H103ZM131 223V225H130V227L132 228L131 230H130V232H132V234H133V240H130V242L131 241H134L135 242V244H132V246H136V247H133V250H134V255H135V258H134V262H137V264H142V262H143V258H144V252H143V244H144V232H143V228L136 222V226L137 227H135L134 228V226H133V223L132 222H130ZM165 223V222H164ZM168 223V221L166 222V224ZM31 224V225H30ZM105 224H106V222H105ZM104 224V225H105ZM121 224H123V220H122V222H121ZM169 224V223H168ZM165 225V226H169V225ZM184 224L186 225V227H187V230H189L188 228H189V226H191L190 225V223L188 222V224H186L185 222L182 224V226L184 227ZM193 224H194V222H193ZM196 224V223H195ZM40 225V224H39ZM38 225V226H39ZM50 225V224H49ZM104 225H103V227H104ZM107 225V224H106ZM125 225V224H124ZM189 225V226H188ZM37 226V225H36ZM45 226V225H44ZM51 226V225H50ZM53 226L51 227V228H53ZM110 225H108V227H109ZM126 226V225H125ZM125 226H123V227H125ZM164 226V227H165ZM181 225H180V227H182ZM195 226V228L194 229H196L197 228V224L196 225H194ZM32 227V226H31ZM34 227V226H33ZM42 227V226H41ZM48 227V226H47ZM46 227V228H47ZM100 227V226H99ZM102 227V226H101ZM107 227V226H106ZM129 226H127V228H128ZM149 227V226H148ZM186 227H184V229L186 228ZM168 228V227H167ZM166 228V229H167ZM170 228V227H169ZM37 229H38V227H37ZM44 229V228H43ZM50 229V228H49ZM56 229V228H55ZM103 229V228H102ZM109 229H111V228H109ZM113 229V228H112ZM124 229V228H123ZM149 229V228H148ZM150 229V230H151ZM107 230H108V228H107ZM126 230V229H125ZM128 230H129V228H128ZM152 230V231H153ZM168 230V229H167ZM170 230V229H169ZM168 230V231H169ZM186 230V229H185ZM34 231H35V228H34ZM45 231H48V230H45ZM54 231V230H53ZM105 231V230H104ZM112 231H114V230H112ZM119 231V230H118ZM152 231H150V232H152ZM168 231H167V233H168ZM106 232V231H105ZM117 232V231H116ZM123 232V231H122ZM170 232V231H169ZM60 233V234H61ZM113 233V232H112ZM186 233H188V232H186ZM35 234V233H34ZM59 234V235H60ZM109 234L111 235V232L109 233H107V235L106 236H109ZM160 234V233H159ZM168 234H170V233H168ZM36 235V234H35ZM34 235V236H35ZM83 235V236H82ZM113 235H116L117 236V234H115V232L113 233ZM121 235H122V233H121ZM171 235V234H170ZM38 236V235H37ZM116 236H114V238L113 239H117V237ZM124 236H125V234L123 233V236L120 238V237H118L119 239L116 241H114L115 243L116 242H118V241H121V243H124L123 242V240H125V242H126V239L124 238ZM246 237H249V236H247V235H245ZM36 237V236H35ZM110 237V236H109ZM153 236H151L150 238H152ZM33 238V237H32ZM46 238H48V237H46ZM70 238V237H69ZM72 238H74V237H72ZM111 238L112 237H110L109 239H108V241H110L111 240ZM156 238V237H155ZM169 238V237H168ZM245 238V237H244ZM36 239V238H35ZM34 239V240H35ZM78 239V238H77ZM78 239V240H79ZM98 239V238H97ZM153 239V238H152ZM151 239V241H153ZM178 239V238H177ZM46 240V239H45ZM156 240V239H155ZM154 240V241H155ZM31 241V242H30ZM37 241V240H36ZM81 241V242H82ZM40 242V241H39ZM68 242V241H67ZM71 242H73V241H71ZM111 242V241H110ZM110 242H108L109 244H111ZM133 242V243H134ZM74 243V242H73ZM76 243H79V242H76ZM113 243V242H112ZM72 244V243H71ZM82 244V243H81ZM152 244V243H151ZM112 245V244H111ZM40 246V245H39ZM151 247H152V245H150ZM107 247V248H106ZM155 247V246H154ZM50 248V247H49ZM136 248V249H135ZM40 249V250H39ZM43 249V248H42ZM124 249H126V246H125V248ZM148 249H151L150 247L148 248ZM50 250V249H49ZM53 250V249H52ZM55 250V249H54ZM78 250V249H77ZM132 250V251H133ZM156 250V249H155ZM43 250H41V252H42ZM47 251V250H46ZM56 251V250H55ZM150 251V250H149ZM152 251V252H151ZM149 253L150 254H152L153 253V250H151ZM54 252V251H53ZM52 252V253H53ZM107 252V251H106ZM51 253V252H50ZM49 253V254H50ZM51 253V254H52ZM62 254V253H61ZM106 254V253H105ZM108 254V253H107ZM106 254V255H107ZM110 254V253H109ZM42 255H44V254H42ZM78 255V254H77ZM106 255H103L104 257L106 256ZM151 256V255H150ZM153 256V255H152ZM42 257V256H41ZM72 257V256H71ZM78 257H80V256H78ZM263 257V256H262ZM76 258V257H75ZM168 258V257H167ZM41 259H43V257L41 258ZM65 259H67V257L65 258ZM169 259V258H168ZM167 259V261H169ZM73 260V259H72ZM135 260H137V261H135ZM62 261H63V259H62ZM75 261V260H74ZM160 262V261H159ZM44 263V262H43ZM75 263V262H74ZM51 264V263H50ZM54 264V263H53ZM55 264H66V263H62V262H59V263H55ZM70 264H72V263H70ZM77 264V263H76ZM159 264V263H158Z\"/></svg>", "mask_w": 264, "mask_h": 264}]
</instances>
